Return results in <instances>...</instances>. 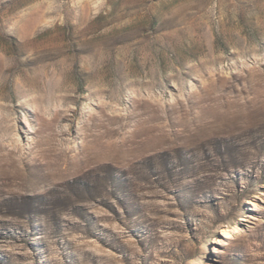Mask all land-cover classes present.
<instances>
[{"label":"rangeland","instance_id":"obj_1","mask_svg":"<svg viewBox=\"0 0 264 264\" xmlns=\"http://www.w3.org/2000/svg\"><path fill=\"white\" fill-rule=\"evenodd\" d=\"M0 264H264V0H0Z\"/></svg>","mask_w":264,"mask_h":264}]
</instances>
